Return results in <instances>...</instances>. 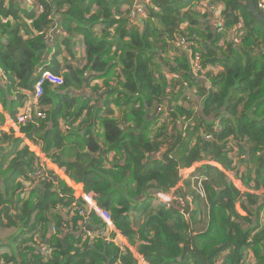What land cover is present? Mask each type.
Here are the masks:
<instances>
[{
    "label": "trees",
    "instance_id": "16d2710c",
    "mask_svg": "<svg viewBox=\"0 0 264 264\" xmlns=\"http://www.w3.org/2000/svg\"><path fill=\"white\" fill-rule=\"evenodd\" d=\"M200 1L149 0L143 8L141 26L133 27L125 19L124 26L118 28L114 37L119 36L120 43L113 53L107 39L110 36L103 34L98 39L93 32L97 23L106 29L121 23L111 19L114 3L108 0H0V70L9 76L6 83L0 77V103L3 108L13 104L10 97L17 79L22 85L31 83L29 78L36 74L47 51L45 32L55 24L54 17L60 19L57 27L68 35L63 42L67 51L69 38L83 36L86 65L59 76L63 84L54 91L50 90L53 86L44 85L40 106L50 103L52 108L45 111L44 119L20 125L19 132L51 161L65 167L67 175L82 183L86 193L93 194L130 245H135L138 237L136 252L146 264H220V260L221 264H242L244 259L264 264V226L260 224L264 204L258 195L250 193L262 189L264 177V24L250 14L248 0H219L225 22L224 31L219 33L212 29L211 19V24L209 19L205 22L207 13L189 10ZM25 2L38 9L23 13ZM94 4L98 10L91 14ZM20 15L28 27L23 29L27 38L21 34ZM239 22L240 44L233 46L231 38L239 33L234 30ZM175 35L195 43L192 50L201 54L203 69L210 68L206 80L192 77L187 56H175V61L167 63L172 83H167L154 64L148 67L157 44H165ZM227 38L230 41L226 42ZM220 41L223 44L218 46ZM147 53L151 56L146 57ZM117 65L127 67L128 72L125 77L123 74L124 82L111 88L108 80ZM98 79L105 85L100 93L108 91L114 100L86 96L77 102V114L71 113L75 102L69 88L81 90L90 80ZM97 92L96 88L92 91ZM197 97L199 110L194 109ZM171 103L169 121L156 127V119L149 120L148 114L155 104L168 109ZM112 105L119 110L117 117L110 110ZM83 113L84 127L75 133L83 137L82 142L77 137L75 143L87 148L90 160L88 168L77 174L76 167L60 160L67 138L59 120L66 123L74 116L76 121ZM181 119L195 126L185 139L176 124ZM97 125L101 134L95 133ZM231 141L238 143L245 156L239 163L246 168L240 180L250 192L241 193L222 171L205 167L209 181L205 186L208 208L204 230L194 231L192 215L186 219L175 204L169 209L163 205L149 207L153 195L176 187L181 169L202 160L218 163L224 171L233 169L228 154ZM111 151L118 159L105 168L104 155ZM158 151L162 156L156 157ZM95 152L100 155L93 157ZM35 161L13 131L0 132V228H14L18 234L33 231L11 255H0V264H137L130 252L122 254L113 244L81 234L78 224L83 220L78 209L85 210L83 202L74 198L63 181L48 180L43 174L29 178L28 174L36 170ZM25 181L32 186L26 192ZM72 203L77 207H71ZM237 205L245 216L238 214ZM62 208L67 212L60 211ZM143 209L135 229L134 217ZM87 219V226L103 225L93 213ZM48 224L52 226L50 236ZM63 225L66 231L62 233ZM46 238L48 257L43 260L37 247Z\"/></svg>",
    "mask_w": 264,
    "mask_h": 264
},
{
    "label": "crops",
    "instance_id": "0c3cea01",
    "mask_svg": "<svg viewBox=\"0 0 264 264\" xmlns=\"http://www.w3.org/2000/svg\"><path fill=\"white\" fill-rule=\"evenodd\" d=\"M108 1H109V3H111V2H112V4L114 3V7L112 8V12H111V14H112L111 19L120 20L121 23L118 25H114L110 29H106L105 25L103 23H97L96 25H94L93 32H94L95 36L98 37V39H100L99 37L102 36L103 34L109 35L110 37L107 39L112 43L111 51L114 53V52H116V48L118 47V45L120 43L118 41L119 36H117V37H114V36L118 32V28L121 26H124L123 22H125L126 20L130 21L129 16L126 17V16H124V14L126 12H129L130 10L131 11L135 10L136 6L145 8L146 5H149V0H108ZM26 3L27 2L24 3L22 11H23V13L27 11V13L29 14L31 12V11H29L30 7L34 8V6H33V3H31V5H25ZM35 8H36V10L38 9L37 6ZM97 10H98V7L94 4L92 6L91 14L95 13ZM205 13H207L205 22H207L209 19V23L211 24V20L213 21V19H214L213 14L211 13V11H208V9L202 10L199 14L203 15ZM200 15H199V18H197L198 21H200ZM22 17H23V15L19 16L20 23H23V27L21 28V30H22L21 34L24 37L25 33H24L23 29L25 27L26 28H28V27L24 24ZM143 18L144 17H139L136 20V22L133 21V22H130L129 24L131 26L133 25V27L141 26L143 24V22H142ZM54 19H55V24L47 32H45V35L43 38V40L48 44L47 45V51L45 52V54L43 56V62H40L39 65H37V69L35 72L36 74L35 75L33 74L29 78L31 83H29V84L26 83V84L22 85L19 82L20 80L15 78V80L16 79L17 80L15 82V86L12 89V96L10 97V99L13 101V104L8 105L7 108H3L2 104L0 103V132L9 133L10 131H13V136L15 138H20L23 141L24 146L28 148L29 152L33 155L34 159L36 160L35 161V165H36L35 169H37L39 167H43L45 170L52 172L54 174V177L57 178V180L63 181L70 189H72L73 196H74V190H73V187H74L75 188V197H76V196H80L81 191L85 192L83 189V184L79 183V182L75 183L67 175L65 167L58 166L56 163H54L50 159L45 160V158H43V157H41V159L38 158L39 153L36 150L38 148L39 152L42 153L41 148L39 149V147H37L36 144L31 143L27 138H25V136H23L19 132L17 127L13 126L14 116L16 115V113H19L20 110H24L25 108H33L32 107V90H33V83L35 82L34 78L36 77L38 71H40L41 69L48 70L51 73H53V71H56L58 74L57 73H53V74L63 77L64 74H69L74 70H80L86 65L85 44H84L83 36L80 34H75L73 36V38H69L68 44H69V50L71 52V54H69L68 53L69 50L67 51L65 46L63 45V42L67 39L68 35H66L65 32H63L60 27H57V25L60 23V19H58L57 21H56L55 17H54ZM12 22H14V21H12ZM211 25H212V29L213 28L216 29V27H214L213 24H211ZM182 28L184 29V28H186V26L183 25ZM30 33L33 34V36H36V34L34 32H30ZM177 37H179V36L175 35L174 39L171 42H170V40H167L165 42V44H159L158 43L156 50H154L155 57L153 56L154 59L153 60L151 59L150 64L148 66V67L152 68L153 67L152 64H154V66L157 69H159L158 71H160L161 76L165 77L167 83H169V82L172 83L171 82L172 81L171 80V77H172L171 74L172 73H170V70H168V68L166 67L169 60L172 59L173 61H175V56H179V59H181L183 56H187L186 53H184L182 51H178L174 48V41H175V38H177ZM24 38H27V37H24ZM29 38L31 39L33 37L31 36ZM124 40H126V38ZM228 40L230 41V39L227 38L226 42H228ZM222 44H223V41H220L218 46H221ZM119 53L120 52L118 51V54ZM150 56H151V54H149V53L146 54V57H150ZM187 58H188V56H187ZM164 64H165V66H164ZM188 65L190 68L189 59H188ZM87 70H88V68H87ZM209 70H210V68L205 70L204 76H200V75L194 74L192 72H191V74H192L193 78H197L200 80H206L207 72ZM190 71H191V68H190ZM127 72H128L127 67H126V69H124L123 66L117 65L115 68V71H114L113 78L108 80V84L111 86V88L117 87L118 82H124V77L127 74ZM123 74H124V77H123ZM0 77H3V79H4L3 83H6V81H9V76H7L1 70H0ZM155 77H158V74L156 72H155ZM94 88L97 89V91H98L97 94L92 93ZM104 88H105V85H104L103 79L90 80L89 86L87 88L82 87L81 90H77L73 87H70L69 89L71 91H73L74 93L71 94L72 96L69 94V96L72 99H74V102H75V104H74L75 108L72 109L71 113L77 114V112L79 111V107H80V105L78 103L84 101V97H86V96L88 98L94 99L96 97L99 98V95L105 94L103 101L105 99L110 101V102L112 100H114L115 96L110 97L108 95V91L100 93L102 90H104ZM54 89H56L55 86L51 87L50 90L54 91ZM50 94L52 95L53 93L51 92ZM199 102H200L199 99L195 100L194 103H195L196 107L194 109L199 110V106H200ZM162 105L165 106L164 104H162ZM51 106L52 105L50 103H48L46 107L50 108ZM157 106L158 105L155 104L152 112H150V113H152V115L155 113L156 109L158 108ZM165 107H167V106H165ZM46 110H48V109H46ZM110 110H112L114 112L115 117H117L119 115V110L117 108H115L114 105L111 106ZM150 113L148 114V116H151ZM101 115L103 116L104 114H101ZM84 116H86V115L82 114L76 121L74 120L75 119L74 116L73 117L70 116L72 118L69 119V122H71L73 126H72V128H70L69 132L63 133L66 136L67 140L65 142V147H64L65 148L64 156L61 157L60 160L63 163H66L70 166L76 167V169L79 170L78 171L79 173H77V174H80L81 173L80 171L88 168L89 160H90V157H87L89 155V153L87 152V148L84 146H81V148H79V146L75 143V141L77 140V137L80 138L77 141L82 142L81 139L83 137H81V135H75V133H76V131H80L81 126L84 127V124H82ZM157 116H158V114H156L155 118ZM69 122L67 121L66 123H69ZM66 123L63 122L61 124L62 130L65 129L64 126ZM96 128H97L98 132H95V133L101 134L102 131H101L100 126L97 125ZM99 145L102 147L103 142ZM2 147L5 148L6 145H3ZM98 155H100L99 152H95L94 155L92 154L93 157H97ZM160 156H162V155H160ZM156 157H159V156H157V154H156ZM104 158H105V161H104L105 168H110V166H111L110 163L113 164L114 162H116L118 159V156L116 155L115 152L111 151V152L105 154ZM121 162H119V163H121ZM205 167H212V168L218 169L219 171H222L225 175L228 176V177L227 176L226 177L229 180H231L233 186L235 188H237L241 193L250 192L244 187V185L242 184V182L240 180V177L243 174H245V172H246L245 165H239L238 162L236 164L233 163L232 167H231L233 169L228 170V171H224L223 168L218 163H215V162H212L209 160L208 161L202 160L200 162L193 164L190 168L181 169L179 171V182L177 183L176 187L167 193L153 195L148 200L149 201L148 202L149 207L157 206L158 204L156 203V201L158 200V197L165 200L167 197L166 195H168V194L179 195L181 197L192 196V193L189 189V179L186 177L192 171L196 172V173L205 174V170H204ZM229 173H231V175ZM206 177L209 179V176L206 175ZM26 183H27V181L24 182L23 186ZM262 183H263V187L261 190L251 191L250 193L258 195L261 203L263 202V204H264V177H263ZM192 204H193V206L191 205V208H190V210H191L190 216L192 215V217H193V228H194L196 225H198L197 220H199L198 219L199 217L196 214V212H199L200 206H201V211H203L205 209L204 213H206L207 210H206L205 206L202 204V202H200L197 198L193 199ZM195 209H196V211H195ZM60 211L67 212L65 210H60ZM236 211L238 212V214L245 216V213L241 210L240 206H238V205L236 206ZM144 212H145V209L136 213V215L134 217L133 224L135 221H138V220L141 221V219L143 218L142 216H143ZM60 215H62V214H60ZM129 215L132 216V214H129ZM205 222H206V220H205ZM260 224L262 226H264V207L262 208V210L260 212ZM51 227H52L51 224H48V228H49L48 229V236L51 235ZM89 227L92 230H99V229L102 230L103 229L102 228L103 225L101 227H92V226H89ZM137 228L138 227H136L135 229H137ZM204 229H205V227L203 229H200V230H204ZM8 230H15V232L14 231H8ZM16 231H17V229H14V228H0V255H2V254L11 255V253L13 252L12 249L18 248L20 246L19 244L23 240L27 239L26 234H28V231H27V233L25 231L22 234H18ZM194 231H196V230H194ZM11 239H12V241H11ZM7 241H11V242L7 244ZM46 241H48V238L44 239V243ZM122 241L130 247V252H131L132 256L134 257V259L137 261V264H146L144 262V260L136 252V249H137L138 244H139L137 236L135 238V245H130L124 237H123ZM9 244L11 245V247L9 246ZM37 249H38V247H37ZM244 260L248 261L249 264H251L250 263L251 261L246 260V259H244ZM221 261L222 260L219 261L220 264H221ZM242 264H244V263H242Z\"/></svg>",
    "mask_w": 264,
    "mask_h": 264
},
{
    "label": "built area",
    "instance_id": "2783aa9c",
    "mask_svg": "<svg viewBox=\"0 0 264 264\" xmlns=\"http://www.w3.org/2000/svg\"><path fill=\"white\" fill-rule=\"evenodd\" d=\"M254 4H255L256 9H258L259 11H261L264 14V0H254ZM221 7L222 6L220 5L219 0H201L199 3H197V5L190 7L189 10L201 12L204 9H208V11H211V13L213 14V18H214L212 21L213 26L216 27V30L218 32H223L224 28H225V22H224V18L222 15V8ZM29 11H31V12L36 11L35 6H34V8L30 7ZM128 16H129L130 22H133V21L136 22V20L139 17L144 16L143 7L136 6L135 10L131 11ZM241 29H242V23L239 22V24L234 28V30L236 32H239V33H236L231 38V42H232L233 46H237L238 44H240ZM194 45H195V43L193 41L188 40L187 38H183V37H177V38H175V41H174V48L178 51H182V52L187 54L188 59H189V63H190V68H191L190 72H192L194 74H198L200 76H204L205 70L202 68L201 54L199 52H194L192 50ZM46 84L51 85V86H55V87H59L63 84V80L61 77L51 73L48 70L41 69L40 71H38V73L35 77V82L33 83V90H32V107L33 108H25L24 110H20V112L16 114L14 124L17 128L20 125H24L26 123H33L37 119H44L45 118V114H44L45 111L43 110L44 108L40 106V100L43 96L44 85H46ZM157 107L162 109L165 106L158 105ZM165 108L167 109V107H165ZM157 114L159 116L160 109L157 110ZM168 121H169L168 115L161 116L159 122L162 125H160V127L163 126ZM188 122L189 121L185 122L183 119L176 122L179 129L182 130L181 132H182V138L183 139H185L187 137L188 132H191L193 130L194 124L192 126V125L188 124ZM64 127H65V129L68 128L69 127L68 123H66ZM156 127H159V126H156ZM65 129H63V131H65ZM198 132L202 134L203 129L199 128ZM205 138L210 139V135H206ZM36 151L39 153L38 158L41 159V157H43V158H45V160H47L46 156L41 155L38 148ZM228 154H229V157L233 161H235V162L237 161L238 164L241 160H243L245 158L244 155L240 154L239 146H238V143L236 141H231L229 143ZM160 155H162V152L158 151L157 156H160ZM234 164H236V163H234ZM44 171H47V170H45L43 167H39L36 169L34 174H28V177L33 178L32 177L33 175H35V176H38L41 174L45 175ZM229 174L231 175V173H229ZM186 178L189 179V189L192 193V196L181 197L179 195L168 194V195H166L167 197L165 200L158 197V200L156 201V203L158 205L165 206L166 209H169L171 207V205L175 204L176 206H178L180 208L181 212L184 213V217L186 219H188L189 215H190V211H191L190 208H191L193 199L197 198L200 202H202V204L205 206V208H208L207 192L205 189V186L208 182V178L203 173H196L193 171L191 173H189V175ZM27 185H29V184L27 183ZM73 190H74V196H75V188L74 187H73ZM24 191L26 192L27 188L24 189ZM75 198L81 199V201L83 202V205H84V209H85V210L78 209V215L81 216L82 220H83L82 222H80L78 224V227L80 228V232H82L81 234L87 235L90 239H101L105 242L112 243V244L116 245L117 248L119 249V251L123 254H125L126 252H130V247L122 241L123 236L114 227L112 217H111L109 211L100 207L97 204L93 194L85 193V192L81 191L80 196H76ZM71 207H77L76 203H72ZM89 213H93L97 217L100 218V220L103 224L102 230H100V229L94 230L93 232L89 231V229H88L89 226H87V222H86L88 220L87 218H88ZM65 231H66V226L63 225L60 228V232L63 233ZM37 253L41 258H43V260L46 257H48L47 252H46V244L45 243L41 242L38 245Z\"/></svg>",
    "mask_w": 264,
    "mask_h": 264
},
{
    "label": "rangeland",
    "instance_id": "374dc122",
    "mask_svg": "<svg viewBox=\"0 0 264 264\" xmlns=\"http://www.w3.org/2000/svg\"><path fill=\"white\" fill-rule=\"evenodd\" d=\"M197 1V0H196ZM172 41V40H171ZM170 41V42H171ZM173 45V44H172ZM164 66H165V64H164ZM172 86H173V84H171ZM167 92H169V90L167 89ZM168 95V94H167ZM185 98H189L188 96H186ZM198 98V97H197ZM196 98V100H198ZM162 105V104H161ZM160 105V106H161ZM174 106V104L173 103H171V105H169V108L168 109H166L165 107L164 108H157L156 110H158V109H160V114H159V116H157L156 118H153V119H156V122H155V125L156 126H159V128H160V125H162L160 122H159V120H160V118H161V116H163V115H170L171 113H172V107ZM195 107V106H194ZM44 109V111L46 110V109H48V112L50 111V109L52 108V106L50 107V108H47V107H43ZM152 112V111H151ZM85 113V112H84ZM83 113V114H84ZM17 114V113H16ZM151 115H152V113H150ZM16 117V116H15ZM83 120H85V117L83 118ZM15 121V120H14ZM82 121V120H81ZM68 122H69V120H68ZM70 123V126L68 127V128H66L65 129V131H62L63 133H66V132H69L70 131V128H72V123L71 122H69ZM81 123V122H80ZM84 122L82 121V124H83ZM59 124H62V119H60L59 120ZM13 126L14 127H16L15 126V124H13ZM180 131V134H181V129L179 130ZM189 134V132L187 133V135ZM68 137V136H67ZM187 138V137H186ZM162 139L163 140H165L166 138H164V136L162 137ZM240 154H242V153H240ZM41 155H44L45 156V154L44 153H41ZM90 155V154H89ZM243 155V154H242ZM47 159H49L48 157H47ZM244 160V159H243ZM206 161H208V160H206ZM242 161V160H241ZM240 161V162H241ZM233 163H237V161L235 162V161H232ZM239 162V163H240ZM64 172V171H63ZM44 174H45V176H47V179L49 180V179H51L52 177H54V174L52 173V172H50V171H44ZM227 176V175H226ZM228 177V176H227ZM27 188V191L32 187L31 185L29 186V185H27V183L23 186V189H26ZM21 193V192H20ZM86 193V192H85ZM23 194V193H22ZM74 198H75V196H74ZM78 200H81V199H78ZM192 206H193V204H192ZM65 211H67V209H65V208H63ZM195 211H196V209H195ZM202 211H201V206H200V210H199V212H196V214L198 215V219L199 220H197V222H198V225H196L195 227H194V229L193 230H196V231H198V230H200V229H203L204 227H206V222H205V213H203V215H201V216H199V213H201ZM99 218V217H98ZM100 219V218H99ZM139 220L138 221H135L134 222V224H135V226L136 227H139ZM8 231H14L15 232V230H8ZM53 231V230H52ZM94 230H92L91 229V231L90 232H93ZM32 235V233L31 232H29L28 234H26V236H27V238L28 237H30ZM83 235V234H82ZM105 242V241H104ZM106 243H108V242H106ZM109 244H111V243H109ZM250 263H252V262H250ZM244 264H249V262L248 261H244Z\"/></svg>",
    "mask_w": 264,
    "mask_h": 264
},
{
    "label": "water",
    "instance_id": "95a60500",
    "mask_svg": "<svg viewBox=\"0 0 264 264\" xmlns=\"http://www.w3.org/2000/svg\"><path fill=\"white\" fill-rule=\"evenodd\" d=\"M170 1H171V2H180V1H182V0H170ZM247 2H248V8H249V12H250V14H251L256 20H258L259 22H261V23L264 24V17H263V16L258 12V10L256 9L255 4H254V0H248ZM104 95H105V94L99 95L100 100H103ZM156 114H157V110L155 111V113H154L153 115L148 116L149 120L155 118ZM52 179L55 180V181L57 180L56 177H52ZM88 229H89V231H91L90 227H89ZM45 243H47V242H45Z\"/></svg>",
    "mask_w": 264,
    "mask_h": 264
}]
</instances>
